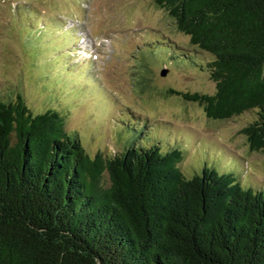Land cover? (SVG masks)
<instances>
[{
    "label": "trees",
    "instance_id": "obj_1",
    "mask_svg": "<svg viewBox=\"0 0 264 264\" xmlns=\"http://www.w3.org/2000/svg\"><path fill=\"white\" fill-rule=\"evenodd\" d=\"M153 2L211 57L214 94L169 92L213 121L253 113L240 133L264 154V0ZM12 90L0 101V264H264V188L213 165L185 174L183 151L146 122L120 153L89 155L61 109L34 115Z\"/></svg>",
    "mask_w": 264,
    "mask_h": 264
},
{
    "label": "rangeland",
    "instance_id": "obj_2",
    "mask_svg": "<svg viewBox=\"0 0 264 264\" xmlns=\"http://www.w3.org/2000/svg\"><path fill=\"white\" fill-rule=\"evenodd\" d=\"M17 4L24 8L19 16ZM50 17L65 24L71 18L77 20V33H85L88 40L111 41V52L122 57L112 58L105 66L111 56L98 57L92 67L97 73L84 79L87 73L76 72L80 67L73 70L64 63L69 35L64 37L66 43L54 45L58 50L53 58L33 37L36 25L47 31ZM59 33L47 32L46 40L53 44ZM147 40H153V45L145 46ZM168 45L180 51L177 54L195 56L196 63H182L177 54L170 55ZM48 49L52 51L51 46ZM210 60V55L198 51L175 29L153 0H0V101H5L8 89L17 87L22 93L12 90L11 94L23 95L34 115L50 106L61 109L67 131L76 132L92 156L120 153L146 122L152 140L159 139L164 148L174 144L183 151L185 174L196 164L213 165L218 172H231L244 188H264V154L249 151L240 133L253 113L213 121L201 105L169 92L214 94L215 83L206 68ZM68 61L72 64L78 59ZM52 63L63 68L64 74L51 66L46 72L56 77L46 79L45 68ZM74 72L76 77L70 76ZM80 77L84 81H73Z\"/></svg>",
    "mask_w": 264,
    "mask_h": 264
}]
</instances>
